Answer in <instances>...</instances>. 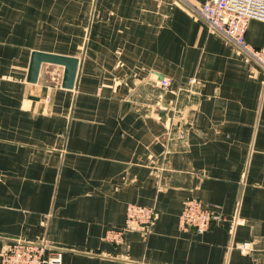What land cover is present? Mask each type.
Masks as SVG:
<instances>
[{
	"label": "crops",
	"instance_id": "obj_1",
	"mask_svg": "<svg viewBox=\"0 0 264 264\" xmlns=\"http://www.w3.org/2000/svg\"><path fill=\"white\" fill-rule=\"evenodd\" d=\"M203 2L0 0V251L46 241L62 264H264L263 73L189 9ZM245 40L264 47V21ZM32 50L77 57L74 87L49 63L27 81ZM188 198L224 219L182 230ZM129 203L155 206L150 232L106 240Z\"/></svg>",
	"mask_w": 264,
	"mask_h": 264
},
{
	"label": "built area",
	"instance_id": "obj_2",
	"mask_svg": "<svg viewBox=\"0 0 264 264\" xmlns=\"http://www.w3.org/2000/svg\"><path fill=\"white\" fill-rule=\"evenodd\" d=\"M188 5L209 31L216 33L261 68L264 82V47L255 48L245 40L247 22L250 19L264 21V0H204L200 6ZM169 83L168 78L160 80L164 87ZM156 218L155 206L129 203L126 206L123 224L108 228L104 238L119 244L129 230L137 229L148 234ZM223 219L224 215L218 210L217 204L188 198L183 202L178 224L182 230L203 232L212 223ZM239 246L240 249H246L248 243ZM0 264H62L61 249L54 248L46 241L33 243L14 240L0 251Z\"/></svg>",
	"mask_w": 264,
	"mask_h": 264
},
{
	"label": "water",
	"instance_id": "obj_3",
	"mask_svg": "<svg viewBox=\"0 0 264 264\" xmlns=\"http://www.w3.org/2000/svg\"><path fill=\"white\" fill-rule=\"evenodd\" d=\"M43 63L62 66L61 86L71 89L74 87L79 60L75 56L32 50L27 70V81L36 82Z\"/></svg>",
	"mask_w": 264,
	"mask_h": 264
}]
</instances>
